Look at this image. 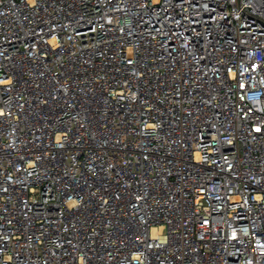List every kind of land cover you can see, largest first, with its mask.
<instances>
[{
    "label": "built area",
    "instance_id": "1",
    "mask_svg": "<svg viewBox=\"0 0 264 264\" xmlns=\"http://www.w3.org/2000/svg\"><path fill=\"white\" fill-rule=\"evenodd\" d=\"M0 264H264V0H0Z\"/></svg>",
    "mask_w": 264,
    "mask_h": 264
}]
</instances>
